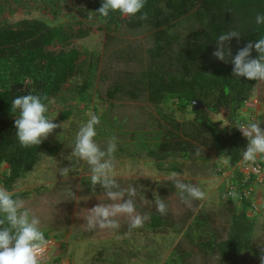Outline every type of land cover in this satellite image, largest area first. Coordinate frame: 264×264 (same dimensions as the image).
Listing matches in <instances>:
<instances>
[{"label":"trees","instance_id":"1","mask_svg":"<svg viewBox=\"0 0 264 264\" xmlns=\"http://www.w3.org/2000/svg\"><path fill=\"white\" fill-rule=\"evenodd\" d=\"M36 1L0 0V185L12 191L43 154L57 153V146L47 141L29 148L18 144L14 114L10 112L12 99L26 94L39 95L47 107L45 115L53 119L50 103L75 78L86 74L87 79L95 72L90 53L78 46L77 40L86 38L93 30L104 32L106 37L122 28L146 31L151 39L146 65L114 91L132 100L144 97L158 106L160 122L153 131L128 133V155L151 158L156 168L165 173L180 172L171 160L175 157L206 160L204 149L216 158L225 157L227 166L233 169L230 188L225 191L231 205L225 236L211 231L203 215L192 219L184 236L194 239L201 253L217 257L220 264H243L246 255L254 251L256 217L249 214L251 202L242 192L254 185L255 177L243 180L238 168L242 162L241 150L247 143L238 129L245 123L239 113L259 81L233 77L231 64L216 60L212 52L216 37L226 31L241 33L239 39L232 38L228 43L233 56L246 43L264 37V25L254 23L255 15L264 13V0H145L142 11L147 19H140L139 14L130 18L118 12L97 19L94 12L102 0H78V5L65 14V22H54L61 13L56 0L50 7L53 19L24 16L10 22L5 18V14L13 15L19 8ZM50 2L52 5L53 0ZM180 23H185L183 31L175 28ZM251 55L255 58V51ZM85 83V89L89 88V82L85 80ZM86 99V96L80 97L82 101ZM195 102L202 106L195 109ZM171 106L179 112L191 113L192 118L178 121L169 111ZM221 111L227 114L225 126L211 117ZM70 114V109L64 110L53 122L58 124ZM259 119L260 127L264 128V113ZM260 159L264 167V158ZM3 166L5 170L1 171ZM85 183L95 191L103 190L98 185L92 186L90 180ZM168 186L160 187V194L174 189L171 183ZM233 191L237 193L236 198L228 195ZM16 194L20 199L24 197V193ZM165 223L163 215L152 212L141 228L157 230ZM187 256L174 250L163 264H185Z\"/></svg>","mask_w":264,"mask_h":264},{"label":"rangeland","instance_id":"2","mask_svg":"<svg viewBox=\"0 0 264 264\" xmlns=\"http://www.w3.org/2000/svg\"><path fill=\"white\" fill-rule=\"evenodd\" d=\"M55 2L53 0L52 5L50 0L29 2L26 8H19L13 15L5 14V18L10 22L24 16L53 19L50 7ZM57 3L61 13L54 22H65V14L78 5V0H57L55 5ZM184 27L185 23L175 26L177 31H183ZM75 43L90 53L95 65L94 75L86 79L84 73L75 78L68 89L50 103L49 112L53 119L64 110H71L70 116L59 122V127L43 140L56 145L57 153L53 156L43 154L12 190L24 193L21 199L24 208L40 220L44 235L53 237L55 246L49 264H163L174 250L188 254L185 264H220L217 257L201 253L193 243L194 239L190 240L184 233L195 216L203 215L211 231L225 236L231 209L225 191L230 188L233 174V169L227 166V159L216 158L204 149L206 160L175 157L171 160L180 172L165 173L156 168L151 158L128 155V133L153 131L160 122L158 106L150 104L144 97L132 100L114 91L146 65L147 51L151 48L149 33L122 28L117 34L106 37L104 32L93 30L89 36ZM85 80L89 82L87 89ZM82 96L87 99L80 100ZM169 111L178 121H186L193 116L189 112L175 110L174 106ZM89 113L100 116L101 124L97 131L105 135L98 137L97 134L96 141L102 148L111 137L116 138L113 176L125 194L129 188H135V211L145 218L144 223L149 221L152 212H156L155 200L159 198L165 202L167 211L163 216L167 223L157 230H130V219L125 215L115 217L118 228L87 229L86 221L94 206L120 202L110 200L104 190L95 191L88 187L85 181L90 180V171L83 162L73 164L67 177L59 175L60 168L69 165L67 156L75 132ZM262 113L264 81H259L239 114L247 124L250 120L260 122ZM226 115L221 111L211 117L220 122V126H225ZM257 161H261L260 157ZM248 167L249 164L243 161L238 164L243 173L248 171ZM4 170L5 166L1 168ZM173 174L175 179L200 187L206 194L205 198L182 200L174 188ZM168 183L174 189L160 194V187H169ZM251 204L255 207L249 214L256 217L253 248L257 254L254 251L247 254L243 264H261V257H264V186L254 187Z\"/></svg>","mask_w":264,"mask_h":264},{"label":"clouds","instance_id":"3","mask_svg":"<svg viewBox=\"0 0 264 264\" xmlns=\"http://www.w3.org/2000/svg\"><path fill=\"white\" fill-rule=\"evenodd\" d=\"M145 0H102L101 6L94 12L96 18H107L111 13L118 12L128 17L147 19L142 11ZM90 17L89 19H92ZM257 26L264 25V13H257L254 18ZM241 33L230 30L221 33L215 39L216 47L212 56L219 61L230 63L232 76L251 81H264V37L248 42L232 55L228 46L232 38L239 39ZM256 56L252 58V52ZM10 112L14 114L13 127L18 144L22 148L37 146L59 127L48 118L45 113L47 107L39 95L26 94L12 99ZM100 116L89 113L85 122L79 125L75 132L70 154L67 156L68 166L60 168L59 175L67 177L72 165L85 163L90 171V184L102 188L110 200H119L111 205H96L91 209L87 218L88 230L115 229L119 227L115 217L125 215L129 217V229L143 226L144 217L135 211V188H129L127 193L119 189L114 176V160L117 151L115 137H111L102 148L96 141ZM247 143L241 150L244 163H255L257 158H264V128L260 122L249 121L246 126L238 127ZM173 185L182 200H203L205 192L200 187L175 179ZM232 198L236 192L228 193ZM155 210L161 215L166 214L167 206L159 198L155 200ZM45 244L44 231L40 227V220L24 208L18 195L7 188L0 187V264H41L37 249ZM264 264V257H261Z\"/></svg>","mask_w":264,"mask_h":264},{"label":"built area","instance_id":"4","mask_svg":"<svg viewBox=\"0 0 264 264\" xmlns=\"http://www.w3.org/2000/svg\"><path fill=\"white\" fill-rule=\"evenodd\" d=\"M246 123H242L241 126H246ZM240 131V130H239ZM241 132V131H240ZM242 134V133H241ZM243 173V172H242ZM250 176H254V185L248 186L243 189L242 195L249 199L251 202V196L255 186H264V167L258 161L255 163H249L248 171L243 173V180L249 179ZM254 205H250V209L254 210ZM55 246L54 239L51 235L45 237V244L42 248L37 249L38 258L40 259L41 264H49L51 259V253Z\"/></svg>","mask_w":264,"mask_h":264},{"label":"water","instance_id":"5","mask_svg":"<svg viewBox=\"0 0 264 264\" xmlns=\"http://www.w3.org/2000/svg\"><path fill=\"white\" fill-rule=\"evenodd\" d=\"M202 105L200 104V103H197V102H195L194 103V108L195 109H198V108H200Z\"/></svg>","mask_w":264,"mask_h":264}]
</instances>
